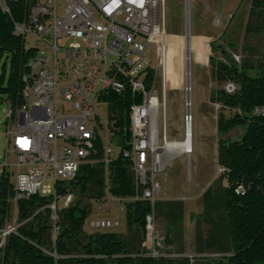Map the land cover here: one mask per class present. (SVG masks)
Returning <instances> with one entry per match:
<instances>
[{"label": "built area", "instance_id": "1", "mask_svg": "<svg viewBox=\"0 0 264 264\" xmlns=\"http://www.w3.org/2000/svg\"><path fill=\"white\" fill-rule=\"evenodd\" d=\"M11 1L26 5L27 18L14 22L15 33L32 39L27 47L36 49L31 72L24 76L23 103L15 111L9 109L6 119L7 144L0 176L9 174L16 191L13 200L52 194L53 210L60 202L62 207L68 206L73 194L57 195L56 184L77 178L87 163L104 165L108 192L109 162L123 151L131 163L136 193L121 198L108 192L109 203L105 208L98 203L96 211H111L117 206L122 215L126 199L146 200L154 211L161 191L156 178L165 171L169 148L178 144L168 137L166 0H114L109 9H102L96 0H0L1 9L6 12ZM152 48L156 62L146 56ZM238 89L232 80L225 86L229 94ZM126 93L133 97L131 137L129 147H122L117 133L119 117L108 97ZM190 94L188 91L184 99L182 140L191 141L187 148H181L189 169L194 152ZM149 104H157V111H149ZM218 107L243 114L237 107ZM251 114L262 116L264 105L255 106ZM98 141L102 143L101 154ZM112 146L118 149L115 156ZM15 216L17 219V208ZM88 220L94 232L121 225L120 217ZM146 221L147 245H153V212ZM16 228H1L0 236Z\"/></svg>", "mask_w": 264, "mask_h": 264}, {"label": "rangeland", "instance_id": "2", "mask_svg": "<svg viewBox=\"0 0 264 264\" xmlns=\"http://www.w3.org/2000/svg\"><path fill=\"white\" fill-rule=\"evenodd\" d=\"M165 14L169 35L168 137L183 141L184 99L191 91L194 152L190 169L185 155L170 152V156H177L165 163V171L156 178L161 191L153 211L152 237L155 243L147 245L146 232L140 228H128L126 205L131 199L123 202L122 215L117 206L111 211L104 210L110 201L107 190L102 201L92 198L91 192L83 196L75 191L72 201L65 207L78 205L88 208L90 212L83 223L84 234L94 232L88 224L90 217H120L121 225L112 231L119 233L133 251L146 249L163 259L161 264H227L232 248L226 211L227 181L224 168L219 163V141L221 138L240 139L245 125L218 135L219 114L227 117L233 114L218 107L223 104L221 90H225L230 80L221 72V66L229 63L226 55L230 54L237 57L235 60L240 67L245 64L251 75L264 73V68L261 69L264 62V0H166ZM187 24L191 36L188 78L185 54ZM193 41L199 43L197 51L193 48ZM32 43V39L26 40L27 46ZM146 56L156 62L154 48ZM9 109L8 100L3 98L0 101V162L5 157ZM112 147V155L115 156L118 149ZM11 160L12 157H9L8 161ZM98 203L104 207L100 212L96 211ZM61 207L62 202L50 218L54 225L51 231L53 239L57 235L55 224L59 220L58 208ZM15 214L16 204L11 200L10 215L3 228L22 224ZM5 240L6 236H0V249ZM256 264H264V261Z\"/></svg>", "mask_w": 264, "mask_h": 264}, {"label": "trees", "instance_id": "3", "mask_svg": "<svg viewBox=\"0 0 264 264\" xmlns=\"http://www.w3.org/2000/svg\"><path fill=\"white\" fill-rule=\"evenodd\" d=\"M27 15L22 1H11L6 12L0 7V101L6 98L13 111L23 103L24 76L31 72L30 61L36 54L35 48L27 47L25 37L15 33L14 22H23ZM226 58L229 63L222 64L221 72L239 89L235 94L221 90L222 101L240 108L243 114L236 112L227 117L220 113L218 135L245 125L240 139L221 138L219 141V163L227 181L226 211L232 248L227 264H256L264 261V115L251 114V110L264 105V73L251 75L245 64L240 67L230 54ZM108 98L119 117V143L129 147L132 94H113ZM96 146L101 154L102 143L98 141ZM105 189V167L101 163L84 164L77 178L56 184L59 196L75 191L84 196L91 192L96 201L104 200ZM108 192L121 198L136 193L131 163L123 151L109 162ZM209 193L210 190L207 196ZM15 196L9 174L3 173L0 176V229L10 215L11 200ZM53 202L52 194H34L16 200L17 220L22 224L7 234L0 249V264H161L163 259L146 249L133 251L115 231L84 234L83 223L90 212L87 207L58 208L57 235L53 239L54 225L50 219L55 213L50 207ZM152 212L146 200L129 202L126 205L128 228L136 227L146 232L147 215Z\"/></svg>", "mask_w": 264, "mask_h": 264}, {"label": "bare ground", "instance_id": "4", "mask_svg": "<svg viewBox=\"0 0 264 264\" xmlns=\"http://www.w3.org/2000/svg\"><path fill=\"white\" fill-rule=\"evenodd\" d=\"M96 4L101 5L102 9H109V7H114V0H96ZM6 10H8V8H6ZM188 17H189V9L187 8V18ZM188 76H189V73L187 75V78ZM149 111H157V104H149ZM190 141L191 140L188 139V140H183L181 142H178V144H172L171 148H169V153L170 152L181 153V148H187V144L190 143Z\"/></svg>", "mask_w": 264, "mask_h": 264}, {"label": "water", "instance_id": "5", "mask_svg": "<svg viewBox=\"0 0 264 264\" xmlns=\"http://www.w3.org/2000/svg\"><path fill=\"white\" fill-rule=\"evenodd\" d=\"M190 29L189 25L187 24L186 26V34H185V54H186V59H187V67L186 71L189 72V59H190V42H191V36H190ZM224 53H226L225 50H223Z\"/></svg>", "mask_w": 264, "mask_h": 264}, {"label": "crops", "instance_id": "6", "mask_svg": "<svg viewBox=\"0 0 264 264\" xmlns=\"http://www.w3.org/2000/svg\"><path fill=\"white\" fill-rule=\"evenodd\" d=\"M198 45H199V43H197V42H195V41H193V48H195V51H197V47H198ZM196 46V47H195ZM179 153H177V155H178ZM176 154H174V155H172V156H170V158L168 159V160H171L174 156H177Z\"/></svg>", "mask_w": 264, "mask_h": 264}]
</instances>
